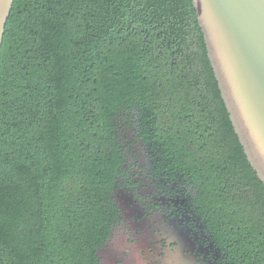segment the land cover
I'll use <instances>...</instances> for the list:
<instances>
[{
    "label": "trees",
    "instance_id": "16d2710c",
    "mask_svg": "<svg viewBox=\"0 0 264 264\" xmlns=\"http://www.w3.org/2000/svg\"><path fill=\"white\" fill-rule=\"evenodd\" d=\"M138 144L157 177L190 187L229 261L264 264V183L193 0H14L0 49V264H99Z\"/></svg>",
    "mask_w": 264,
    "mask_h": 264
},
{
    "label": "flooded vegetation",
    "instance_id": "af4514ba",
    "mask_svg": "<svg viewBox=\"0 0 264 264\" xmlns=\"http://www.w3.org/2000/svg\"><path fill=\"white\" fill-rule=\"evenodd\" d=\"M136 150L124 165L129 176L116 186L119 216L98 252L99 264H234L198 215L190 187L157 177Z\"/></svg>",
    "mask_w": 264,
    "mask_h": 264
},
{
    "label": "water",
    "instance_id": "95a60500",
    "mask_svg": "<svg viewBox=\"0 0 264 264\" xmlns=\"http://www.w3.org/2000/svg\"><path fill=\"white\" fill-rule=\"evenodd\" d=\"M14 0H0V49ZM245 155L264 183V0H193Z\"/></svg>",
    "mask_w": 264,
    "mask_h": 264
},
{
    "label": "rangeland",
    "instance_id": "374dc122",
    "mask_svg": "<svg viewBox=\"0 0 264 264\" xmlns=\"http://www.w3.org/2000/svg\"><path fill=\"white\" fill-rule=\"evenodd\" d=\"M139 145V144H138ZM138 145H135L134 147L137 149L136 151H137V153H138V155H137V158H138V161H140V163H144V162H146L145 161V157H144V154H145V151L144 150H139L138 151V148H137V146ZM140 146V145H139ZM142 152V153H141ZM133 161V160H132Z\"/></svg>",
    "mask_w": 264,
    "mask_h": 264
}]
</instances>
